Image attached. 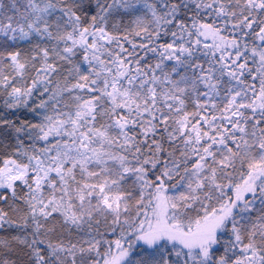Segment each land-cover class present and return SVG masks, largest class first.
<instances>
[{"label": "trees", "instance_id": "16d2710c", "mask_svg": "<svg viewBox=\"0 0 264 264\" xmlns=\"http://www.w3.org/2000/svg\"><path fill=\"white\" fill-rule=\"evenodd\" d=\"M12 165L0 264H264V0H0Z\"/></svg>", "mask_w": 264, "mask_h": 264}, {"label": "rangeland", "instance_id": "374dc122", "mask_svg": "<svg viewBox=\"0 0 264 264\" xmlns=\"http://www.w3.org/2000/svg\"><path fill=\"white\" fill-rule=\"evenodd\" d=\"M211 38L214 41L218 40V38L214 35H212ZM204 39L205 40L207 39L206 35H204ZM25 175L26 174H25L24 170L17 165H12L11 167L6 168L5 171L0 173V188H8V189L12 188L14 186V184L17 183V181L23 180ZM48 175H49V172H42V173L38 174V177L42 180V179H45ZM162 205H159V207H158V209H159L157 211L158 216H161L163 213V206ZM164 206H166V205H164ZM216 223H217L216 221L209 222L210 227H208L207 229L211 230L210 235L212 234L213 229L214 230L217 229ZM201 242L202 241H199L198 243L200 244Z\"/></svg>", "mask_w": 264, "mask_h": 264}]
</instances>
